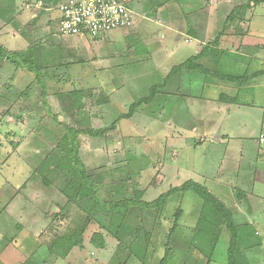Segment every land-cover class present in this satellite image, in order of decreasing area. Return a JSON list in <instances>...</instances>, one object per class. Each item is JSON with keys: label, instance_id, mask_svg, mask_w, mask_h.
Listing matches in <instances>:
<instances>
[{"label": "rangeland", "instance_id": "1", "mask_svg": "<svg viewBox=\"0 0 264 264\" xmlns=\"http://www.w3.org/2000/svg\"><path fill=\"white\" fill-rule=\"evenodd\" d=\"M128 2L181 33L145 21L148 26H133L100 43L92 40L79 53L52 51L49 45L43 55L53 70L45 78L51 113L38 86L32 101H25L37 119L28 123L17 108L10 113L17 121L0 124V264H229L233 232L227 220L213 216L210 207L203 209L194 192L168 195L187 182L199 184L230 212L238 235L237 264H264L262 208L254 200L238 205L243 191L219 167L226 145L215 142V133L207 129L211 121L228 122L234 134L252 137L251 144L248 139L238 145L247 154L259 141L264 79L253 77L257 67L244 57L264 60V1ZM5 12L0 26L10 25ZM59 16L55 10L45 19ZM211 46L213 54L200 62L208 73L182 69L150 103L139 104L174 68ZM193 97L202 100L200 106L191 103ZM224 97L245 106V118L233 107L234 115L219 112L212 103H227ZM210 101H215L212 108ZM260 101L262 112L256 110ZM70 130L81 132L79 158L97 189L96 197L83 191L74 202L63 195L70 176L55 166L65 158L59 144ZM162 196L160 206H142ZM123 202L134 205L107 207ZM95 234H101L103 247L91 242ZM66 236L81 242L66 254L52 249Z\"/></svg>", "mask_w": 264, "mask_h": 264}, {"label": "crops", "instance_id": "2", "mask_svg": "<svg viewBox=\"0 0 264 264\" xmlns=\"http://www.w3.org/2000/svg\"><path fill=\"white\" fill-rule=\"evenodd\" d=\"M58 1L59 0H0V14L4 15L3 12L5 11L10 12V17H8V22H7V24L10 25L0 26V48L12 54V53L26 52L27 50L33 48L34 46H40L41 58L47 68L49 67L47 65L49 64V57L46 56L44 57L43 54H45L46 50L50 47L51 48L54 47L52 51L55 50H57V52L64 51V53L67 52L68 55H69V49L70 51L73 52L76 51L77 53H79L82 49L86 50L87 46L90 45V41H92L90 38L60 36L59 34L60 16L58 19H50V20L45 19L49 13L54 12L55 10L59 11L56 8L59 7L60 4L68 0H64V1L61 0L60 4ZM122 1L135 14L133 26H148L147 24L144 23L145 21H148L155 23L156 25L159 26H168L169 31L171 33H177V34L181 33V29H170L171 26H173L172 24H170L171 22L149 18L146 11H142L131 2H128L131 0H122ZM208 10L212 14L213 10L207 7L206 11ZM185 15L187 19L191 17L189 16L188 13H185ZM135 17L138 19L136 20ZM56 27L57 30L55 32L54 29ZM190 28L194 30V28L190 25L188 26L185 25L184 27L186 31H188V29ZM131 29L125 31L119 30L113 33H109L107 35H104L101 39L98 38L94 41L98 40L100 43L105 38H109L111 35H115L114 33L121 32L125 34L126 32H130ZM194 31L197 34L196 36H198L196 29ZM38 32L40 33V36ZM161 36L165 37L166 35L162 34ZM196 36H195V40L198 42L199 40L197 39ZM57 40H59V42H57ZM59 44H63V45L59 46ZM44 45H46V47H44ZM214 49L215 48L213 46L209 47L207 50L204 51L205 53L204 55L206 54L208 55L209 53L213 54L212 51ZM207 55H206V60H208ZM254 57H258V55L253 56V58H251V56L245 55L244 58L249 60L248 62L249 64H254L256 65L255 67H257V69L254 68L256 72L253 73V77L258 80L264 79V75L262 76L255 75L259 70L262 69V66L264 65V60L256 59ZM211 63H213V61ZM25 71L27 70L18 68L10 61L0 58V124H3L4 121L6 120L9 122L17 121L15 119V116L10 114L12 110L16 111L17 108H18L17 111L19 112L25 111L20 114L24 116L23 118L26 119L29 118V122L27 121L28 123H32L34 119H37V116H34L31 113L32 110L29 112L31 108L28 107L25 108V105L27 104L25 101H27L28 99L29 100L31 99L32 101L33 94L37 93L36 91L38 88V84L37 82H35L36 80L34 74L31 73L30 71H27L29 73L28 76L27 72ZM52 71L53 70L50 69H45L43 71L47 79H50V77H52ZM256 84L259 89L258 82H256ZM47 86L49 88V80L47 81ZM20 87H24L25 89H21ZM262 92L264 93V89ZM18 96L19 98H17ZM21 98H23V102L20 101ZM197 99L198 98L193 97V99H191L192 100L191 103H195V105H198L199 103L200 106L202 100L198 99L201 101L197 102L198 101ZM212 102L215 101H210L209 105ZM263 103H261V101L258 102L257 104L259 106H256L257 107L256 110H260L259 108L262 106ZM212 104H214L215 107L218 106L220 107L219 112L229 116L234 115L236 113L235 111L233 112V114H231L232 111L231 107L235 109L237 108L240 110L238 117H244L241 108H246V107L243 106L242 104L240 105L239 102L236 104H231V103H220L219 105H217V103H212ZM212 107L213 106H211V108ZM262 111H264V109H262ZM226 118L227 117H225V119ZM260 122H261V126L263 127V131H260L262 133L257 138L259 141L256 142L257 143L256 146H251L252 153L249 154L245 152L246 150L245 146L239 148L238 145L244 142L247 143L248 139L250 140V144H251L252 137L248 138L243 132L240 134L239 133L234 134L233 132H231L230 130L231 125H229L228 122L221 123V121H216V122L211 121L210 126L207 125L208 127L207 129H208V133L210 132L215 133L213 135L215 142H217L218 144L220 143L226 145L225 149H227V151H224V154L222 153L223 155H221L219 167L222 170L225 169V173L228 174L232 182H235V186L237 187V189L243 191V193L240 194V198L238 199L239 200L238 205L241 204L240 201L247 202L248 200H254L257 203V205L262 208L261 214L263 215H261V218L262 221H264V138H262V136L264 137V120L262 121L260 120ZM1 153L2 152L0 148V158H1Z\"/></svg>", "mask_w": 264, "mask_h": 264}, {"label": "trees", "instance_id": "3", "mask_svg": "<svg viewBox=\"0 0 264 264\" xmlns=\"http://www.w3.org/2000/svg\"><path fill=\"white\" fill-rule=\"evenodd\" d=\"M264 1V0H263ZM91 40H96V39H92ZM208 49V48H207ZM40 46H34L33 48L27 50L26 52H22V53H9L7 51H5L4 49L0 48V58L5 59L7 61H10L11 63H13L16 67L21 68L23 70H27L30 71L31 73L34 74L35 76V80L37 81L38 86H40L41 89V96L43 99V103H44V107L47 109V97L49 95V88L47 86V80H45L46 76L43 73V71L45 69H47V67L45 66V64L42 61L41 58V52H40ZM204 54L202 53L201 55H198L196 57H192L189 58L188 60H186L183 64L177 66L176 68H174L171 73L168 75L165 83L159 87H155L151 90V94H150V98L147 99H142L140 100V103H150L153 99V97L155 96V94L158 92V90L164 89L166 87H168L169 82L171 80V78H173L175 75H177L178 73H181L182 69H185L186 73L187 71H196V72H202V73H208L207 70H205V68L202 67V65H200L202 56ZM264 66V65H263ZM198 72V73H199ZM256 76H262L264 75V68L259 70L256 74ZM215 77H217L218 79L221 78L219 75H216ZM248 78V77H247ZM234 100V99H233ZM233 100L228 99L227 97H224L221 99L222 102H227V103H235L233 102ZM133 109L136 108V106L132 107ZM50 110H48V114H50ZM81 134V132L77 131V130H70L62 139H63V145L61 146V143L59 144L60 147H62V151L65 154V158H60L59 162L57 163L55 160V166L62 170L65 171L66 173H68V175L70 176V181L67 184V186L65 187L64 191H63V195L68 198L70 201H75L77 198L80 197V195L83 193V191H87L89 194H91V196L96 197L97 195V189L95 187V182L93 181L92 177H89L86 171V168L84 166V164L82 163V161L79 158V147H78V143H77V139L79 137V135ZM85 134L88 135H93V132H85ZM53 163H48L47 164V168H51L53 167L52 165ZM194 192L196 193L201 199H203L204 201V208H212L213 212L216 218H225L227 220L228 228L231 229V231L233 232L232 235V240H231V248L229 251V259L228 262L229 264H237V259H236V255H235V245L236 241L238 239V235H236L234 233V223L232 222V218L230 217V212L227 211V209L224 207V205L222 204V202H220L214 195L210 194V192H208L206 189H204L203 187H201L199 184H196L194 182H187L186 184L182 185L179 188H174L173 190H171L169 192L168 195H176L177 193H184V192ZM166 196H162L161 199H158L155 203L153 204H143L142 206H145L146 208H150V207H157L160 206L163 202V200L165 199ZM98 203V199H96ZM135 205H141V203L139 201H135L134 202ZM131 202H123L122 204L119 205H112V204H108L107 207L110 209H117L121 207H126L128 209V207H131L132 205ZM182 212L179 211L178 215H182ZM229 215V217H228ZM80 239V238H78ZM81 240H75L73 241L70 237H63L60 238L59 240H57L56 242H54V244L52 245V249H57V251H63L66 253H70L73 249V246L76 244H80ZM91 242H93L95 245H97L96 247H103L104 245V241L103 238L101 236V234H95L94 236H92V240Z\"/></svg>", "mask_w": 264, "mask_h": 264}, {"label": "built area", "instance_id": "4", "mask_svg": "<svg viewBox=\"0 0 264 264\" xmlns=\"http://www.w3.org/2000/svg\"><path fill=\"white\" fill-rule=\"evenodd\" d=\"M58 10L59 34L63 37L98 39L129 30L134 23V12L122 0H68Z\"/></svg>", "mask_w": 264, "mask_h": 264}, {"label": "water", "instance_id": "5", "mask_svg": "<svg viewBox=\"0 0 264 264\" xmlns=\"http://www.w3.org/2000/svg\"><path fill=\"white\" fill-rule=\"evenodd\" d=\"M56 210V209H55Z\"/></svg>", "mask_w": 264, "mask_h": 264}]
</instances>
